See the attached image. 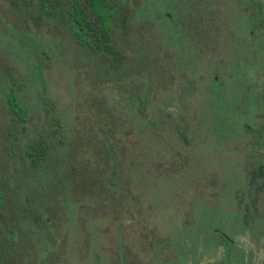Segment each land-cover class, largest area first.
I'll return each instance as SVG.
<instances>
[{
    "label": "rangeland",
    "instance_id": "rangeland-1",
    "mask_svg": "<svg viewBox=\"0 0 264 264\" xmlns=\"http://www.w3.org/2000/svg\"><path fill=\"white\" fill-rule=\"evenodd\" d=\"M118 1L127 4L116 31L126 58L110 65L73 43L58 19L0 0V76L44 78L72 136L62 180L86 181L93 193L68 204L57 177L48 262L264 264V176L255 175L264 161V56L258 76L225 79L219 104L216 62L200 45L215 28L211 2L203 14L197 4L195 32L183 28V0ZM224 28L229 55L225 44L236 41L226 43ZM108 132L112 152L96 144ZM36 232L26 248L38 245Z\"/></svg>",
    "mask_w": 264,
    "mask_h": 264
},
{
    "label": "trees",
    "instance_id": "trees-1",
    "mask_svg": "<svg viewBox=\"0 0 264 264\" xmlns=\"http://www.w3.org/2000/svg\"><path fill=\"white\" fill-rule=\"evenodd\" d=\"M9 1L14 10L23 15L58 19L73 43L98 55L100 60L110 65L124 62L125 52L119 46L116 31L123 23L126 3L118 0ZM197 4L198 0H183V18L190 21L183 27L185 30H196ZM7 71L10 74L0 76V101H3V104L0 102V264H49V257L54 253L52 245L58 236L51 214L57 177L62 184L59 192L68 199V204L82 203L93 193L86 181L62 180V172L73 166L69 162L72 136L66 121L56 112L43 76L40 86L37 71L35 78H23L19 73ZM194 76L191 75V79ZM37 89L39 97L35 100ZM178 130L183 134L180 128ZM111 140L108 132L96 144L112 152ZM111 164L114 166V162ZM255 175L264 176V161L260 162ZM73 188L82 189L83 193ZM99 189L102 192L98 196L104 193L103 187ZM24 222L27 231L21 226ZM30 229H35L39 237L35 249L25 247Z\"/></svg>",
    "mask_w": 264,
    "mask_h": 264
},
{
    "label": "flooded vegetation",
    "instance_id": "flooded-vegetation-1",
    "mask_svg": "<svg viewBox=\"0 0 264 264\" xmlns=\"http://www.w3.org/2000/svg\"><path fill=\"white\" fill-rule=\"evenodd\" d=\"M212 5V20L215 28L213 33H205L206 41L201 40V54L212 55L216 62L214 75L212 74L213 96L220 104L223 100L225 79L230 75H241L252 79L258 76L259 61L264 56V0H198L201 13L207 4ZM225 25V44L229 55L222 54L221 26ZM209 35V36H208ZM258 55V58L255 56ZM251 61L253 63L251 64ZM256 71V72H255ZM260 71V70H259ZM253 72V73H252ZM256 73V74H255ZM214 77V80H213ZM251 84V82H250ZM264 90V87H263ZM215 103V101H214ZM224 105V103L222 104Z\"/></svg>",
    "mask_w": 264,
    "mask_h": 264
}]
</instances>
